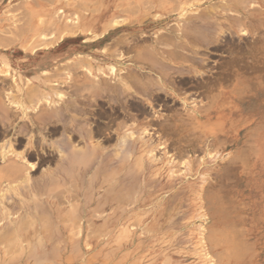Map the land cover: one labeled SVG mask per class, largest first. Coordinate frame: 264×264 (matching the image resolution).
I'll return each instance as SVG.
<instances>
[{
    "label": "rangeland",
    "instance_id": "rangeland-1",
    "mask_svg": "<svg viewBox=\"0 0 264 264\" xmlns=\"http://www.w3.org/2000/svg\"><path fill=\"white\" fill-rule=\"evenodd\" d=\"M263 12L264 0H58L50 34L35 35L20 63L0 64V171L20 170L0 179V264H264V117L239 116L228 128L239 102L264 92ZM69 37L82 47L77 56L62 44ZM54 49L63 55L31 69L32 57ZM132 70L146 83L160 77L163 103L147 105L150 115L128 111L146 103L140 88L121 86ZM155 111L160 125L140 141ZM167 118L176 126L169 136ZM97 126L104 133L93 138ZM71 146L86 165L70 166ZM12 153L26 165L1 163Z\"/></svg>",
    "mask_w": 264,
    "mask_h": 264
},
{
    "label": "bare ground",
    "instance_id": "bare-ground-1",
    "mask_svg": "<svg viewBox=\"0 0 264 264\" xmlns=\"http://www.w3.org/2000/svg\"><path fill=\"white\" fill-rule=\"evenodd\" d=\"M261 11V10H260ZM264 13V12H263ZM220 18V17H219ZM240 19V18H239ZM240 20H242V18L240 19ZM170 28V27H169ZM175 28V27H174ZM179 33V32H178ZM242 33H244L243 31H242ZM163 35V34H162ZM162 35H159V36H162ZM164 36V35H163ZM166 36H168L167 34H166ZM166 38V37H165ZM156 39H157V36H156ZM173 39V38H172ZM177 39V38H176ZM145 40V39H144ZM162 41H164V40H162ZM131 43V42H130ZM134 43H135V41H134ZM133 43V44H134ZM155 43V42H154ZM116 44V43H115ZM133 44H130L131 45V49H134L133 47L136 45V43H135V45L133 46ZM138 44V43H137ZM140 44V43H139ZM177 44V43H176ZM228 44V43H227ZM260 44V43H259ZM264 44V43H263ZM112 45V44H111ZM114 45V44H113ZM127 45V44H126ZM138 46V45H137ZM136 46V47H137ZM263 46V45H262ZM193 47V46H192ZM227 47V46H226ZM230 47V46H229ZM119 48V47H118ZM223 48V47H222ZM222 48H219V50H221ZM121 49V48H120ZM126 49H128V47L126 48ZM125 49V50H126ZM124 50V49H123ZM177 50V49H176ZM214 50V49H213ZM217 50V49H216ZM258 50V49H257ZM227 51V50H226ZM238 51H239V49H238ZM123 52H125L126 53V51H123ZM241 52V51H240ZM240 52H239V54H240ZM242 52H246V51H243L242 50ZM254 52V51H253ZM257 52V51H256ZM120 53H122L121 51H120ZM127 53H129V51L127 52ZM251 53V52H250ZM252 54V53H251ZM123 55V54H122ZM173 55H178L177 53L176 54H173ZM245 55V54H244ZM119 56V55H118ZM131 56V55H130ZM242 56V55H241ZM253 56V55H252ZM114 57V56H113ZM174 57H177V56H174ZM243 57V56H242ZM241 57V58H242ZM78 58V57H77ZM121 58V57H120ZM176 59H178V58H176ZM239 59V58H238ZM81 60V59H80ZM83 60V59H82ZM85 60V59H84ZM254 60V59H253ZM264 60V59H263ZM242 61V60H241ZM79 62H81V61H79ZM252 62V61H251ZM256 62V61H255ZM129 63H131V62H129ZM229 63H231V62H229ZM233 63V62H232ZM245 63V62H244ZM243 63V64H244ZM125 64V63H124ZM123 64V65H124ZM242 64V65H243ZM263 65H264V63H262ZM76 65H77V63H76ZM208 65H209V63H208ZM207 65V66H208ZM231 65V64H230ZM239 66L240 65V67L242 66L241 64H239V63H235V66ZM249 65H251V63L249 64ZM254 65H256V64H254ZM119 66V65H118ZM121 66V65H120ZM205 66V65H204ZM226 66H228V65H226ZM235 66H233L232 65V68L233 67H235ZM245 66H246V63H245ZM253 66V65H252ZM258 66V65H257ZM261 66V65H260ZM231 67V66H230ZM243 67V66H242ZM111 68V67H110ZM237 68V67H236ZM239 68V67H238ZM252 68V67H251ZM264 68V67H263ZM235 69V68H234ZM259 69H260V67H259ZM231 69H229V71H230ZM237 70V69H236ZM246 70H247V68H246ZM249 70V69H248ZM253 70H255V69H253ZM264 70V69H263ZM262 69H261V72L263 71ZM87 71V70H86ZM128 71V70H127ZM136 71V70H135ZM251 71V70H250ZM131 72H134L133 70L131 71ZM227 72V71H226ZM246 72V71H245ZM257 72V71H256ZM259 72V74H260V71H258ZM46 73V72H45ZM244 73V72H243ZM228 74V73H227ZM237 73H235V75H236ZM241 74V73H240ZM239 73H238V75H240ZM263 74H264V72H263ZM229 75V74H228ZM231 75V74H230ZM237 75V76H238ZM250 75V74H249ZM234 76V75H233ZM255 76V75H254ZM86 77H87V74H86ZM89 77V76H88ZM88 77L85 79V80H87V81H89L88 80ZM147 76H146V73L145 72H143L142 70H139V71H136V72H134V74H133V76L132 77H130V80L129 81H126V80H123L122 79V81L120 82L121 83V86H122V88H123V90L124 91H132L133 90V88H137V89H141L142 91H144L145 92V96H146V103L144 104H141V103H138V104H128V111L129 110H131V109H134V110H136L137 111V113H139L140 114V116H147V115H150V111H148V107H147V105L150 107H152V109L153 110H155L154 109V104L155 103H159L160 101H161V99H162V97H160V95H158V94H156V92H157V89L156 90H154V87H155V84H159L158 82H159V79H160V77H158L159 79H158V81H156V78L155 79H150V83H146V82H144V81H142V79L144 78H146ZM224 77V76H223ZM227 77V76H226ZM235 77V76H234ZM242 77V76H241ZM247 77V76H246ZM90 79H92L91 77H89ZM247 78H249V76L247 77ZM72 79V78H71ZM82 79V78H81ZM94 79V78H93ZM178 79V78H177ZM224 79H225V77L223 78V81H224ZM228 79H230V77L228 78ZM107 80V79H106ZM109 80V79H108ZM117 80V79H116ZM199 80V79H198ZM231 80H233V77H232V79ZM261 80L263 81V79L261 78ZM94 81V80H93ZM118 81V80H117ZM180 81V80H179ZM187 81V80H186ZM208 81V80H207ZM220 81H222V80H220ZM220 81H218L219 83H220ZM222 81V82H223ZM230 81V80H229ZM246 81V80H245ZM131 82V83H130ZM187 82H192V83H194L193 81H187ZM199 82V81H198ZM209 83H207L205 86L208 88V86H209V84H210V82L211 81H208ZM225 82V81H224ZM238 82V81H237ZM257 82H258V80H257ZM93 83V82H92ZM181 83H182V80H181ZM202 83V82H201ZM260 84H261V81L259 82ZM262 83H264V81L262 82ZM69 84H71V83H69ZM68 84V85H69ZM81 84V86H79V88L80 89H82V87H84L85 88V86H84V84L82 85V83H80ZM100 84V83H99ZM188 84V83H187ZM187 84L185 83V85L187 86ZM216 84H217V82H216ZM215 84V85H216ZM256 84V83H255ZM67 84H66V86H67V88H69V87H73V86H71V85H69L68 86ZM73 85V84H72ZM91 85H93V84H91ZM95 85V84H94ZM184 85V84H183ZM184 85V86H185ZM194 85V84H193ZM195 85H197V84H195ZM194 85V86H195ZM200 85V86H199ZM199 85H197V88H198V86L199 87H203V84H199ZM211 85L213 86L214 85V83H212L211 82ZM210 85V90H211V86ZM242 85V84H241ZM248 85V84H247ZM259 85V84H258ZM75 86V85H74ZM89 85H87V87H88ZM96 86V85H95ZM218 85H216V88L218 89L219 88V86L217 87ZM251 86H253V84L251 85ZM78 87V86H77ZM86 87V88H87ZM246 87V85L243 87V88H245ZM255 87H256V85H255ZM79 88H77V89H79ZM90 88H91V86H90ZM93 88V87H92ZM91 88V89H92ZM95 88V87H94ZM215 88V87H214ZM215 88V90L214 91H216L217 89ZM249 88H250V86H249ZM74 89V88H73ZM76 89V88H75ZM87 89H89V88H87ZM192 89H195V88H192ZM192 89H190V90H192ZM246 90H247V87L245 88ZM250 89H252V88H250ZM10 90V89H9ZM85 90V89H84ZM90 90V89H89ZM207 90V89H206ZM249 90V89H248ZM254 90V89H253ZM71 91H74V90H71ZM70 91V92H71ZM79 90H77V91H75V92H78ZM91 91V90H90ZM96 91V90H95ZM99 91V90H98ZM239 92H240V90H238ZM238 91H236L237 93H239ZM242 91V90H241ZM3 92V91H2ZM211 92H213V90H211ZM81 92H79V94H80ZM90 93V92H89ZM241 93H243V92H241ZM75 94V93H74ZM212 94V93H211ZM210 94V92H209V95H211ZM205 95V94H204ZM203 95V96H204ZM208 95V94H207ZM209 95H208V97H209ZM79 96V95H78ZM80 96H82V95H80ZM200 96H201V94H200ZM4 97V96H3ZM86 97V96H85ZM90 97V96H89ZM193 97V96H192ZM207 96L205 95V98H206ZM58 98H60V99H62V100H64L65 98H64V95H61V94H58ZM204 98V97H203ZM204 98V99H205ZM257 98L259 99V100H257ZM6 99V98H5ZM70 99V98H69ZM90 99V98H89ZM211 99H212V97H211ZM80 99H78V101H79ZM192 100V99H191ZM53 101V100H52ZM51 101V102H52ZM89 101H91V99L89 100ZM209 101H211V100H209ZM54 102V101H53ZM55 103H56V101H55ZM161 103V102H160ZM162 103H163V101H162ZM162 103H161V105H162ZM165 103H167V102H165ZM52 104V103H51ZM168 104H169V102L166 104L167 105V107H168ZM210 104V103H209ZM171 105V104H170ZM177 105H179V104H177ZM198 105V104H197ZM51 106V105H50ZM61 106V105H60ZM99 106V105H98ZM163 106H164V104H163ZM176 105H174L173 106V108L171 107V109H174V107H175ZM188 106V105H187ZM127 107V106H126ZM157 107V106H156ZM155 107V108H156ZM179 107V106H178ZM200 107V106H199ZM202 108H203V106H201ZM54 108V107H53ZM70 108V107H69ZM69 108L68 107H66V108H64L67 112H69ZM161 108V107H160ZM169 108H170V106H169ZM177 108V107H176ZM175 108V109H176ZM181 108H183V107H181ZM49 109V108H48ZM158 109V108H157ZM164 109H166V108H164ZM174 109V110H175ZM179 109V108H178ZM177 109V110H178ZM184 109V108H183ZM198 109H200V108H198ZM176 110V111H177ZM197 110V109H196ZM50 111H53L54 112V114L56 115H59V112H61L60 111V109H58V108H54V109H51V110H49V112ZM175 111V112H176ZM178 111H180V109L178 110ZM87 112V111H86ZM156 112V111H155ZM166 112V111H165ZM184 112V111H183ZM191 112V111H190ZM201 112H206V111H201ZM108 113V112H107ZM162 113V112H161ZM174 113V112H173ZM178 113V112H177ZM117 114V113H116ZM157 114V115H156ZM172 114V113H171ZM174 114H176V113H174ZM174 114H173V118L176 116V117H183V116H180V114H182L183 115V113H178V115H175L174 116ZM184 114H185V112H184ZM187 114H188V112H187ZM97 115V114H96ZM152 116L150 117V119L151 118H158V116H159V113L158 112H156V113H153V114H151ZM106 116V115H105ZM107 116H109V114L107 115ZM112 116H116V115H112ZM139 116V117H140ZM172 116V115H171ZM185 116V115H184ZM187 116H189V115H187ZM239 116H241V117H245V116H248V117H251V116H257V117H260V118H262V117H264V92H263V94H261L260 96L258 95V96H254L253 98L252 97H250L249 99H246V101L245 102H239V105H238V107L233 111V113L231 114V116H230V120H229V123H228V128H232V126H234V124L236 123L235 121L238 119V117ZM110 117V116H109ZM189 117H191V115L189 116ZM188 117V118H189ZM177 118V119H178ZM187 118V117H186ZM192 118V117H191ZM51 121H53L52 119H53V117H50L49 118ZM48 119V120H49ZM138 119H140V118H138ZM149 119V117H147V120ZM150 119H149V122L147 121V122H145V123H142L139 127H138V130L141 132L140 133V141H143V137H144V135H147V136H151L152 134H150V132H152V131H150V129H148V127H154V126H156V125H160L159 124V121L158 120H154V119H151V121H150ZM176 118H174V120H175ZM184 119H185V117H184ZM193 119V118H192ZM258 119V118H257ZM115 120V119H114ZM126 120V119H125ZM145 120V119H144ZM164 120V121H163ZM163 120H161V121H163L164 123H162L161 124V128L163 127V131L164 132H162V130H161V128L159 127V129H158V131H160V132H162L163 134L164 133H167L168 134V132H169V134L171 133L170 132V130H174V129H172V127L175 125V123L173 124V125H171L172 127L170 128V122L172 121H170L168 118H167V120L165 121V119H163ZM180 120H182V119H180ZM191 120V119H190ZM189 120V121H190ZM194 120V119H193ZM193 120H191L190 121V124L192 123V121ZM111 121V123L113 122L112 120H110ZM157 121H158V124H157ZM170 121V122H169ZM183 121V120H182ZM50 122V121H49ZM128 122V121H127ZM166 122V123H165ZM169 122V123H168ZM175 122H179V120H176ZM184 122V121H183ZM110 123V122H109ZM108 123V124H109ZM161 123V122H160ZM194 126L196 125L195 124V120H194ZM192 123V124H193ZM169 124V125H168ZM180 124V123H179ZM189 124V123H188ZM73 125V124H72ZM97 125V124H96ZM111 125H113V124H111ZM163 125H167L168 127H164ZM184 125V124H183ZM101 126V125H100ZM109 126V125H108ZM157 126V127H158ZM181 126H182V124H181ZM185 126H188L187 124L185 125ZM197 126V125H196ZM195 126V128H197ZM256 126H259V125H256ZM174 127H176V126H174ZM183 127V126H182ZM181 127V128H182ZM109 128V127H108ZM108 128H107V130H108ZM191 128V127H190ZM95 129H96V132H94V134L92 133V136H93V138H95V136L97 135V134H103L104 133V130H103V128L102 127H99V126H97V127H95ZM101 129H102V131H101ZM179 129V128H178ZM177 129V132H179V130ZM192 129H193V127H192ZM155 130H156V128H155ZM195 130V132H196V129H194ZM194 130H192L191 131V133L194 131ZM157 131V130H156ZM155 131V132H156ZM176 130H174V131H172V132H175ZM67 132V131H66ZM155 132H154V135H155V137H156V134H155ZM160 132H158V133H160ZM176 132V133H177ZM201 132V131H200ZM249 132V131H248ZM218 133H227L226 132V129H222V130H219L217 133H216V138H217V136H218ZM106 134V133H105ZM104 134V135H105ZM162 134V135H163ZM169 134L167 135V136H169ZM175 134V133H174ZM194 135H195V133H193ZM256 134V133H255ZM103 135V136H104ZM154 135H153V137H154ZM160 135V134H159ZM165 135V134H164ZM173 135V134H172ZM171 135V136H172ZM203 135V134H202ZM91 136V137H92ZM124 136V135H123ZM134 136V133H130L128 136H124V137H122V138H120L121 139V143H122V145H125V140H126V137L128 138V137H133ZM146 136V137H147ZM175 136V135H174ZM189 136V135H188ZM154 137V138H155ZM160 137H161V135H160ZM163 137V136H162ZM191 137V136H190ZM195 137V136H194ZM199 137V136H198ZM73 138V137H72ZM72 138H69L68 139V143L69 144H71L72 143ZM92 138V139H93ZM145 138V137H144ZM157 138V137H156ZM164 138V137H163ZM175 138H177V137H175ZM174 138V140H176ZM184 138H185V136H184ZM152 139V137H150V140ZM160 139V138H159ZM181 139H183V138H181ZM190 139V138H189ZM199 139H201V138H199ZM150 140H146V141H144L143 143L145 144V145H147V144H149V142H150ZM156 139H154V141H155ZM178 140V139H177ZM177 140H176V143H177ZM186 140H188V138L186 139ZM185 140V141H186ZM192 140V139H191ZM29 141H30V145L32 146V144H33V139L31 140V139H29ZM73 141H74V139H73ZM180 141H182V140H180ZM180 141H179V143H180ZM184 141V142H185ZM190 141V140H189ZM75 142V141H74ZM82 142V141H81ZM156 142V141H155ZM162 142V141H161ZM172 142H175V141H172ZM196 142V141H195ZM79 143V142H78ZM83 143V142H82ZM170 143H171V140H170ZM183 143V142H182ZM198 143V142H197ZM197 143H195V144H197ZM220 143H221V141H220ZM99 144V143H98ZM143 144V145H144ZM172 144V143H171ZM174 144V143H173ZM172 144V145H173ZM189 144V143H188ZM100 145V144H99ZM99 145H97V144H92V146H91V150L89 151L90 152V157L93 159L94 157H95V155H96V152L98 151V147H99ZM176 145V144H175ZM204 146H205V144H203ZM168 146H171V145H168ZM180 146V145H179ZM178 146V147H179ZM197 146V145H196ZM72 147V146H71ZM172 147V146H171ZM186 147V146H185ZM195 147V146H194ZM198 147V146H197ZM73 149H72V151H71V153H72V156H73V158L74 159H70V161H69V164H70V166L72 167V168H75V169H77V168H80L81 166H84V165H86V163L89 161L85 156H86V154H85V152L84 151H82V150H77L76 149V146H73L72 147ZM79 148V147H78ZM81 148V147H80ZM182 148V147H181ZM196 148V147H195ZM200 148V147H199ZM161 149H162V147H161ZM179 149V148H178ZM197 149V148H196ZM59 150H60V148H59ZM178 151V150H177ZM182 151V150H181ZM151 153V152H150ZM62 154V153H61ZM157 154V153H156ZM12 155V156H11ZM11 155H2V157H1V163L2 162H4V161H8L9 159H11V158H14L15 159V161H17V163L19 164V163H21L22 165H26V162H25V158L20 154V155H14V153H12ZM63 155V154H62ZM184 156V155H183ZM183 156H180V155H178L177 157L179 158V157H181V159H183L184 157ZM183 157V158H182ZM62 158V157H61ZM174 160V159H173ZM14 161V162H15ZM170 161H172V160H170ZM16 163V162H15ZM9 164V163H8ZM68 163H67V161H66V165H67ZM16 166L14 165V163H11V164H9V165H7V167H5L4 169H1V171H0V179L3 181V182H7V181H9L10 182V179L7 177L8 175L9 176H11L14 172H18L19 173V167L18 168H15ZM26 167H28V166H26ZM25 167V168H26ZM33 167H34V165H33ZM33 167L32 168H30L29 167V170H31V169H33ZM231 167V166H230ZM18 169V170H17ZM226 170V169H225ZM229 171V170H228ZM23 173V172H22ZM81 173V172H80ZM14 175V174H13ZM28 177L26 178V181H28ZM72 183V182H71ZM68 187H69V185H68ZM71 187H69V189H70ZM11 189V188H10ZM68 189V188H67ZM68 189V190H69ZM66 190V189H65ZM208 191V190H207ZM206 191V192H207ZM63 192H65V191H63ZM58 193V192H57ZM56 193V194H57ZM69 193H70V191H69ZM65 194V193H64ZM63 193H62V195H64ZM67 194V193H66ZM70 196H72V197H70V198H73V195L71 194ZM56 198H57V196H56ZM59 198V197H58ZM57 198V199H58ZM66 198V197H65ZM69 198V197H68ZM62 199L64 200V197L62 196ZM76 199V198H75ZM217 199V198H216ZM61 202H62V200H61ZM65 202V201H64ZM67 203V202H66ZM69 203V202H68ZM63 204V203H62ZM65 204V203H64ZM59 205V204H58ZM64 207V206H63ZM67 207V206H66ZM66 207H64V208H66ZM64 210V209H63ZM229 227V226H228ZM227 228V227H226ZM205 229V228H204ZM20 230V229H19ZM73 231V230H72ZM71 231V232H72ZM18 232V231H17ZM75 232V231H74ZM246 232V231H245ZM216 233H218V232H216ZM223 233V232H222ZM226 233V232H225ZM224 233V234H225ZM75 234V233H74ZM77 234H78V232H77ZM149 234V233H148ZM228 235V234H227ZM76 236V235H75ZM230 236V235H229ZM224 237H226L225 235H224ZM203 238V237H202ZM205 238V237H204ZM208 238V237H207ZM206 238V240H209V239H211L212 237L210 236L209 237V239H207ZM227 238H229L228 236H227ZM231 238V237H230ZM213 239V238H212ZM211 239V240H212ZM215 240V239H214ZM221 240V239H220ZM230 240V239H229ZM232 240V239H231ZM203 241V240H202ZM213 241V240H212ZM235 241H237V240H235ZM213 242H215V241H213ZM230 242H232V241H230ZM234 243V242H233ZM214 244V243H213ZM218 244V243H217ZM216 244V245H217ZM219 244H220V242H219ZM230 244V243H229ZM215 245V244H214ZM223 245V244H222ZM217 247V246H216ZM221 247V246H220ZM219 247V248H220ZM210 248H214V247H209V249ZM227 248V247H226ZM208 249V250H209ZM222 249V248H221ZM224 251H227V250H224ZM240 251V250H239ZM222 252V251H221ZM235 252H238V250H235ZM220 253V252H219ZM218 253V254H219ZM239 253V252H238ZM238 253H237V256H238ZM213 254V253H212ZM217 254V252H216V256L218 255ZM223 254V253H222ZM205 255H207V254H205ZM214 255H215V253H214ZM213 255V256H214ZM221 255V254H220ZM220 255H218V256H220ZM216 256H214V257H216ZM218 256L216 257V258H218ZM223 256V255H222ZM221 256V257H222ZM220 257V258H221ZM236 257V256H235ZM239 257V256H238ZM213 258V257H212ZM234 258V257H233ZM237 258V257H236ZM207 259H209L208 257H207ZM210 259H211V257H210ZM222 259V258H221ZM210 261V260H209ZM222 261V260H221ZM218 262H219V260H218ZM167 263V262H166ZM212 264V263H211ZM216 264V263H215ZM219 264V263H218ZM227 264V263H226Z\"/></svg>",
    "mask_w": 264,
    "mask_h": 264
},
{
    "label": "crops",
    "instance_id": "crops-1",
    "mask_svg": "<svg viewBox=\"0 0 264 264\" xmlns=\"http://www.w3.org/2000/svg\"><path fill=\"white\" fill-rule=\"evenodd\" d=\"M57 5L58 0H0V64L20 63L24 49L35 41V35L40 37L42 34H50V27L44 26L50 24L48 21L53 18ZM36 39L37 44L43 41L40 38ZM75 39L66 38L62 44L66 41L65 48L76 49L73 54L77 56L82 47L79 48ZM61 45L57 49L61 48ZM54 50L41 52L40 61L32 57L31 69H45L54 59L63 55L64 50Z\"/></svg>",
    "mask_w": 264,
    "mask_h": 264
}]
</instances>
